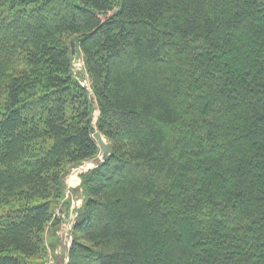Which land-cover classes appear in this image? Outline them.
I'll list each match as a JSON object with an SVG mask.
<instances>
[{"label": "trees", "instance_id": "1", "mask_svg": "<svg viewBox=\"0 0 264 264\" xmlns=\"http://www.w3.org/2000/svg\"><path fill=\"white\" fill-rule=\"evenodd\" d=\"M0 104V264L95 131L67 264H264V0H0Z\"/></svg>", "mask_w": 264, "mask_h": 264}, {"label": "rangeland", "instance_id": "2", "mask_svg": "<svg viewBox=\"0 0 264 264\" xmlns=\"http://www.w3.org/2000/svg\"><path fill=\"white\" fill-rule=\"evenodd\" d=\"M71 53L73 55L71 63L72 73L80 86L84 87L89 92L88 97L93 106L91 113L92 124L95 127L98 109L92 97L90 80L84 65L82 54L78 52L75 43L74 52H72L71 49ZM0 108H2L1 104ZM102 138L106 141L103 135ZM101 156L102 149L100 148L92 160L82 161L81 167L77 170H74L76 164L66 167L67 171L63 177V195L58 201H55L56 205L54 206V218L58 219L59 223L55 224L53 220L46 226L44 232L45 249L39 256L28 260L27 264H67L68 251L74 239L73 226L80 215L79 212L84 208L85 192L81 174L87 172L95 163L100 162ZM73 177H75V183L72 184L70 180Z\"/></svg>", "mask_w": 264, "mask_h": 264}, {"label": "water", "instance_id": "3", "mask_svg": "<svg viewBox=\"0 0 264 264\" xmlns=\"http://www.w3.org/2000/svg\"><path fill=\"white\" fill-rule=\"evenodd\" d=\"M71 49H72V52H74V43L73 42L71 43ZM94 138L97 140L100 148L102 149L101 161H103L110 154L109 144L102 138V135L99 132L94 133ZM81 165H82V162H80L79 164H76V166L74 167V170H77L78 168H80Z\"/></svg>", "mask_w": 264, "mask_h": 264}, {"label": "bare ground", "instance_id": "4", "mask_svg": "<svg viewBox=\"0 0 264 264\" xmlns=\"http://www.w3.org/2000/svg\"><path fill=\"white\" fill-rule=\"evenodd\" d=\"M90 165V164H89ZM85 168V167H84ZM87 168V167H86ZM82 170H84V169H82ZM74 180H75V177H73L71 180H70V182L73 184V183H75L74 182Z\"/></svg>", "mask_w": 264, "mask_h": 264}]
</instances>
